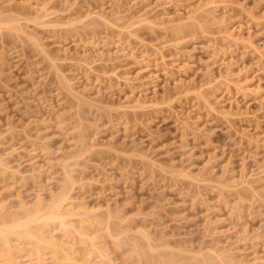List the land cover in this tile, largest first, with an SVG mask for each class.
<instances>
[{
  "label": "rangeland",
  "instance_id": "rangeland-1",
  "mask_svg": "<svg viewBox=\"0 0 264 264\" xmlns=\"http://www.w3.org/2000/svg\"><path fill=\"white\" fill-rule=\"evenodd\" d=\"M47 1L0 0V17L8 18L4 20L6 24L0 22V56L5 57L4 67L0 65V80L10 87L0 81V158L3 161L0 205L7 207L6 213L19 218H25V212L34 213L40 208L44 213L66 190L71 202L67 206L72 213L69 220L78 230L99 237L98 242L108 248L114 264H250L254 258L263 259L264 173L255 177L251 190L241 187L237 191L240 186L236 182L241 179V169L249 177L264 167V0H217L224 2L219 7L209 4L198 12L195 10L200 3L205 5L214 0ZM44 5L49 9L46 13ZM47 13H50L48 17L43 16ZM95 13L102 18L91 16L88 21L80 22L86 15ZM223 33L239 37V45L228 46L230 43ZM79 36L86 42L96 40L99 46L85 53L74 45V41H80ZM35 39L40 44L32 42ZM39 45L53 53L69 78H75L76 71L68 61L71 56L77 61L86 54L88 61H98L88 81L84 80L85 72H80L75 88L91 99L88 101L97 100L96 106H101V111L91 110L85 104L77 106L78 102L67 94L64 82L56 74L57 69L39 55ZM66 48L68 55L63 52ZM103 50L106 56L100 58ZM12 51L28 59L12 60L9 57ZM228 71L232 82L229 89L226 86L229 82L223 78ZM29 74L33 79H26ZM137 77L140 79L135 81ZM208 80L215 81L213 88L217 91L200 90ZM33 91L38 94L34 96ZM214 91L213 97L209 94L211 105L219 100L222 104L214 105H218L217 110L242 114L239 115L242 119L233 114L238 119L233 117V121L232 118L228 121L227 118V122L221 114L210 111V105L202 98ZM139 95L149 109L142 107L118 113L116 107L126 104L127 98L134 100L130 105H135ZM99 96L102 97L98 101ZM42 99L47 105L41 103ZM148 103L154 108L147 107ZM50 104L52 110L48 108ZM181 105L185 107L182 118L191 111V121L199 118L198 129L202 132L194 136L182 133L172 114L180 111ZM109 108L116 112L112 113V109L107 112ZM96 128L100 131L97 140L93 139L98 135ZM240 133H246L248 140L258 139L259 144L255 140V144L246 138L241 140ZM82 141L84 146L78 144ZM91 143L96 144L93 150ZM110 143L121 154L153 153L152 159H157L159 167L155 169L148 162L144 165L142 160L129 158L130 154L127 159L115 150H112L115 153L109 152L106 146ZM66 156L76 159L68 157L71 158L68 160ZM65 160L71 163L68 170L72 169V188L64 184L67 181L61 163ZM5 164L6 171L2 169ZM161 166L164 172L158 169ZM256 193L258 196L253 195ZM82 207L100 209L97 224L81 227L80 217L74 216L73 210ZM108 211L113 217H119L109 221L111 233L106 224ZM120 220L130 225L131 237L126 238L128 242H137L138 248L133 250L126 238L114 242L124 229ZM34 222L9 228L10 232L4 234L0 232V252L9 242L13 250L17 247L19 251L25 249L21 250L25 252L23 255L30 254L26 231L35 234L41 231L46 239L53 237L78 261L88 260V242L82 236L76 232L64 233L65 229L54 219L47 224ZM206 224L214 229L206 231ZM139 229L147 231L154 241L168 242L180 251L151 252L140 240L141 236L134 233ZM210 248L218 257L206 254ZM19 251L17 254L23 256ZM201 251L205 258H195ZM50 253L45 251L46 263L55 264ZM20 256L19 262L27 264ZM56 256L58 262L65 264L62 253Z\"/></svg>",
  "mask_w": 264,
  "mask_h": 264
},
{
  "label": "bare ground",
  "instance_id": "bare-ground-1",
  "mask_svg": "<svg viewBox=\"0 0 264 264\" xmlns=\"http://www.w3.org/2000/svg\"><path fill=\"white\" fill-rule=\"evenodd\" d=\"M48 3H49V0L47 1ZM52 2V1H51ZM50 2V3H51ZM134 2V1H133ZM138 2H140V1H138ZM144 2V1H143ZM146 2H148V1H146ZM224 1H217V0H214V1H211V3L209 2V3H206L205 5L204 4H202V3H200V6H198V7H196V10L195 9H193V10H195V12L197 11H199V10H204V7H207V6H209V4H212V6L213 5H215V4H219V3H223ZM135 3H137L136 1H135ZM145 3V2H144ZM44 4V3H43ZM42 5V4H41ZM45 5L47 6L48 4L47 3H45ZM45 5L44 6H42V7H44L45 8V10L41 7V8H39L40 9V11L39 12H41L42 10L41 9H43L44 11H45V13H46V10L48 11L49 9H47L46 7H45ZM146 5H148V4H146ZM145 5V6H146ZM220 5V4H219ZM219 5L217 6V7H219ZM225 5H227V4H225ZM155 6V5H154ZM146 7H149V5L148 6H146ZM151 7V6H150ZM149 7V8H150ZM155 9H158V6H157V8L156 7H154ZM209 8V7H208ZM152 9V8H151ZM155 9H152V10H155ZM37 10V9H36ZM215 10V9H214ZM191 11V10H190ZM43 12V11H42ZM153 12V11H152ZM191 12H193L194 13V11H191ZM51 13V12H50ZM50 13H47V16L46 15H43V16H45V17H48L49 15H50ZM190 13V12H189ZM188 13V14H189ZM43 14V13H42ZM196 14V13H195ZM194 15V14H193ZM192 15V16H193ZM198 15V14H197ZM200 15V14H199ZM87 17H85L83 20H80V22L81 23H83L82 21H84L85 22V20L86 21H88L87 19H89L91 16H93V17H96V18H102V16L101 15H99V14H88V15H86ZM189 16V15H188ZM191 16H189V18H190ZM188 18V19H189ZM188 19H186V20H188ZM195 19V18H194ZM4 20H8V18H1L0 17V22H3V24H6V23H4V22H6V21H4ZM13 22H15V21H13ZM12 23V22H11ZM79 23V22H78ZM9 24V23H8ZM73 25H75V24H73ZM84 25V24H83ZM75 27H77V26H75ZM26 34V33H25ZM26 36V35H25ZM223 36H224V39L226 40V42H228V43H230L228 46H231V44H233L234 46L235 45H239L238 44V42L240 41V40H238L239 39V37H238V39L235 37V36H233V33H223ZM222 36V37H223ZM240 36V35H239ZM28 37V36H27ZM74 37V36H73ZM76 37H78V36H76ZM81 36H79V38H80ZM79 38H77V39H79ZM27 39H29V37L27 38ZM36 40V39H35ZM35 40H32V42H34V43H38V40H36V42H35ZM214 41V40H213ZM242 41V40H241ZM40 42V41H39ZM38 44H40V43H38ZM37 44V45H38ZM74 45L77 47V49H79V48H82L83 50H84V52L86 53V51L88 50V49H90V48H96V47H98L99 46V43H97V41L95 40V41H92L91 40V42H86V41H84V40H82L81 38H80V41H74ZM107 45V44H106ZM39 46H41V49H38L37 51L39 52V50H40V52L39 53H41V54H39V55H43L42 57H43V59L45 58V60H47V62L49 61L50 62V65L52 66V68H55V69H57L56 71H57V75L60 77V79L64 82V84H65V86H66V92H68L67 94H69V95H71L73 98V100H75L76 102H78V105L77 106H80V105H82V104H85V105H89L90 107H91V110H92V108H95L96 110L97 109H99V111H101L100 109H102V107L101 106H96V105H98V103H97V100H92V102L91 101H88V100H91V99H88V97L86 98L85 97V95H83V93H80L76 88H75V86L77 85V81H79V79L81 78V76L79 75V74H81L83 71L85 72V78H84V80H89L90 79V74L92 73V72H95V69H94V64L95 63H97L98 61H88V55H86V54H84L83 55V58H82V60H75V59H73V57L71 56V58L68 60L66 57H65V59L66 60H68L70 63H71V65L72 66H74L75 67V78H69V77H67V75L63 72V70H62V66H58V59H56L54 56H53V53H51L50 51H48L47 49H45L44 47H42V45H39ZM165 46V45H164ZM105 47V46H104ZM44 48V49H43ZM68 49H69V47H67ZM67 48L66 49H64L65 51H63L66 55H68L69 54V51L67 50ZM163 48H165V47H163ZM232 48V47H231ZM106 49V48H105ZM104 49V50H105ZM122 49H124V48H122ZM104 50L102 51V56H100V58L101 57H104L105 58V52H104ZM123 51H125V50H123ZM159 51H161V50H159ZM14 51H12V52H10V54H9V57H11L10 59H15V58H17L16 60H17V62L19 61V60H24L25 61V59H28L27 57H25L22 53H20V52H18V51H16V52H14ZM162 52V51H161ZM63 53V54H64ZM14 54H15V56H14ZM163 54V53H162ZM55 55V54H54ZM68 57H70V56H68ZM5 57L2 55V56H0V63H3V66H2V64H0L1 65V67L3 68L4 67V59ZM164 57H162V59H163ZM167 59V58H166ZM2 60H3V62H2ZM11 60V61H12ZM16 60H15V62H16ZM103 60H105V59H99V61L101 62H104ZM26 61H28V60H26ZM165 61V60H164ZM36 62V61H35ZM35 62L33 63V64H35ZM161 62L164 64V62L161 60ZM174 62V61H173ZM106 63V62H105ZM166 63V62H165ZM168 63V62H167ZM28 64H29V62H28ZM31 64V63H30ZM100 64V63H99ZM222 64H225L223 61H222ZM49 65V64H48ZM49 65V66H50ZM28 66H30V65H28ZM36 66H37V63H36ZM169 66V65H168ZM9 67V66H8ZM59 67V68H58ZM174 68V65L172 66H169V68L171 69V68ZM12 68V67H11ZM11 68L9 67L8 69L9 70H11ZM31 68V67H30ZM33 68V67H32ZM166 69H168V68H164V71H167ZM32 70V73H36V72H33V69H31ZM30 71V70H29ZM38 71H40V69L38 70ZM52 71H54V70H52ZM168 71H169V69H168ZM173 71V70H172ZM11 72V71H10ZM81 72V73H80ZM169 72H171V70L169 71ZM29 73H31V72H29ZM55 74V75H56ZM103 74H107V73H103ZM166 74H168V76L169 75H173V74H169V73H166ZM36 75V74H35ZM35 75H33V76H35ZM108 75V74H107ZM29 77H30V74H29ZM26 78V79H33L32 77H30V78ZM226 77V78H225ZM228 77H231V73L228 71L227 72V74H225V76L223 77V78H225V80L227 81V82H229V83H227V88L229 89L230 88V86L231 85H229L230 84V80H229V78ZM239 77V76H238ZM40 78H42L43 79V77H40ZM45 78H47L46 77V75H45ZM210 78H214V77H210ZM209 78V79H210ZM41 79V80H42ZM126 79V78H125ZM132 79V78H131ZM135 79V81H138L139 79H140V77L138 78H134ZM133 79V80H134ZM171 79V78H170ZM214 79H216V78H214ZM237 79H239V78H237ZM43 80H45V79H43ZM127 80L128 81H132V80H129V78H127ZM127 80H125V81H127ZM217 80V79H216ZM1 81V80H0ZM31 81V80H30ZM180 81H182V80H180ZM208 81H210V82H208ZM208 81H206V82H208L207 84H203V86L201 85V87H199L200 88V90L201 91H203V89L205 88V89H210V90H212V89H216V88H213V83L215 82H212L211 80H208ZM221 81V80H220ZM224 81V80H223ZM225 81V82H226ZM2 82V84H3V82L4 81H1ZM31 82H34V80H32ZM38 82V81H37ZM41 81H39V83H40ZM44 82V81H43ZM62 82V83H63ZM179 82V81H178ZM178 82H176V83H178ZM217 82H219V79H218V81H216L214 84H216ZM6 82H4V84H5ZM38 83V84H39ZM183 83V82H182ZM182 83H179V84H181L180 86H182ZM221 83V82H220ZM232 83V82H231ZM34 84H35V82H34ZM33 84V85H34ZM134 84V83H133ZM178 84V85H179ZM224 84H226V83H224ZM132 85V84H131ZM178 85H176V86H178ZM192 85H194V84H192ZM233 85V84H232ZM5 86H7V87H9V84L7 83V85L5 84ZM5 86H3V87H5ZM35 86V88H39V86H37V85H34ZM141 86V85H140ZM215 86V85H214ZM233 86H237L236 84L235 85H233ZM41 87V86H40ZM239 88H240V86H238ZM10 88V87H9ZM12 88V87H11ZM37 88V89H38ZM87 88V87H86ZM178 88V87H177ZM182 88V87H181ZM186 88V87H185ZM243 88V87H242ZM5 89V88H4ZM14 89H16V88H14ZM37 89H35L34 91H36ZM238 89V88H237ZM10 90V89H9ZM8 90V91H9ZM20 90V89H19ZM33 90V89H32ZM134 90V89H133ZM242 90V89H241ZM240 90V91H241ZM16 91H18L17 89H16ZM33 91V92H34ZM38 91V90H37ZM144 90H142V92H143ZM215 91H217V90H215ZM215 91H214V93H210V92H207L208 94H206L203 98H202V96H201V98H202V100H204L205 102H206V105H210L209 107H208V109L210 110V111H212L213 113L214 112H216L219 116H220V114L222 115L221 117H223V118H225V120L227 121V118H229L228 119V121L229 120H231V118H232V120L231 121H233V117L235 116V115H233V114H236V113H230V111H228L227 113H226V111L223 113L222 111H220L219 109V111L217 110V106H214V105H216L215 103H219L220 101L219 100H216V102L214 103V102H212V103H214V105L212 106L211 105V100H212V98L211 97H209V94L211 95H213V94H215ZM240 91H238V92H240ZM12 92H13V90H12ZM32 92V93H33ZM134 92V91H133ZM212 92V91H211ZM11 93V92H10ZM9 93V94H10ZM16 93V92H15ZM21 94H22V92H20ZM31 93V95H34V96H36L37 94H38V92H34V94H32ZM11 95V94H10ZM13 95H14V93H13ZM12 95V96H13ZM58 95H60V94H58ZM141 95H143V94H141ZM145 95V94H144ZM211 95V96H212ZM17 96H19V94L17 95ZM207 96V97H206ZM214 96V95H213ZM212 96V97H213ZM23 97V96H22ZM98 97V96H97ZM100 97H102V96H99V99H98V101L100 100ZM129 97H131V96H129ZM132 97H133V95H132ZM131 97V98H132ZM142 97V96H141ZM42 98H45V97H42ZM97 99V98H96ZM214 99H216V98H214ZM37 100V99H36ZM44 100L45 99H42V101L41 100H39V102L41 101V103L42 102H44ZM128 100V101H127ZM131 100L132 101H134L133 99H126L125 100V102H127L126 104H121L120 106H119V110L117 109V107H116V110L117 111H119L118 113H120V111H123V112H128L129 110H132V111H137V110H141V108L143 107V109H149V108H146V104H147V102H145V100L143 99L142 100V102L140 101L141 100V98H140V95H139V98H138V100L136 99V101H135V105L133 104V105H130V102H131ZM35 101V100H34ZM38 101V100H37ZM46 101H49V100H46ZM94 101H95V105L93 104L94 103ZM215 101V100H214ZM217 101H219V102H217ZM92 104H91V103ZM143 102H144V104H143ZM204 102V103H205ZM146 103V104H145ZM151 103V102H150ZM38 104V103H37ZM43 104V103H42ZM99 104H100V102H99ZM152 104H154V102L152 103ZM150 105L149 103H148V106L147 107H153V105ZM219 104H222V103H219ZM41 105V104H40ZM43 105H47V104H43ZM50 106V107H49ZM48 106V108H50L51 110H52V106H51V104ZM88 106V107H89ZM94 106H96V107H94ZM118 106V105H117ZM154 106H157L156 104H154ZM81 107V106H80ZM89 107V108H90ZM101 107V108H100ZM151 107V108H152ZM170 107V106H169ZM181 107V110L180 111H177V110H175V111H172L173 113V115H174V117H175V120L174 121H176V122H179V124L178 125H180V127L179 128H181L183 131H182V133H187V135H189V133H191L192 135L193 134H199L198 132H202L201 130H199L198 129V122H199V118H197V120H195V121H191V111L190 112H188V114L185 116V118H182V114H181V112H183V110H184V105H181L180 106ZM154 108V107H153ZM170 108H172V107H170ZM220 108V107H219ZM110 109H114V108H109V110ZM112 110H110V111H107V112H112ZM174 110V109H173ZM222 110V109H221ZM55 111V110H54ZM98 111V110H97ZM98 111V112H99ZM114 112H112V113H115L116 111L115 110H113ZM169 111V110H168ZM209 111V112H210ZM211 112V113H212ZM232 112V111H231ZM111 114V113H110ZM109 113H108V115H110ZM215 114V113H214ZM216 114V115H217ZM240 114H236V116L237 117H239V119H242V118H240V116L242 115H240ZM59 116V115H58ZM108 117V116H107ZM110 117V116H109ZM173 117V116H172ZM237 117H234V118H237ZM59 119H61V121L63 120L62 118H61V116H59L58 117ZM111 118V117H110ZM58 119V120H59ZM238 119V118H237ZM109 120H111V119H109ZM60 121V120H59ZM99 121V120H98ZM227 121V122H228ZM59 122H57V124H58ZM62 123V122H61ZM61 123H59V124H61ZM229 123H232V122H229ZM63 124H64V122H63ZM63 124H62V126H61V129H64L63 128ZM96 126H98V125H96ZM60 127V126H59ZM100 128V127H99ZM98 128V129H99ZM97 129V128H96ZM95 129V130H96ZM98 129L96 130L97 132H96V134H98L97 136H95L93 139H96L97 140V137H99V132H98ZM144 129V128H143ZM9 130H10V128H9ZM12 131V130H11ZM11 131H8L10 134H12L11 133ZM237 132V131H236ZM201 134V133H200ZM185 135V134H184ZM187 135H185V136H187ZM184 136V137H185ZM194 136V135H193ZM240 137L239 138H241V140H243V139H247V135H246V133H240V135H239ZM185 139V138H184ZM257 139V138H256ZM85 140V139H84ZM186 140V139H185ZM248 140V139H247ZM255 140V139H254ZM254 140H252V138L250 137L249 138V140L248 141H250L249 143H251V141H252V143H254L253 141ZM77 141H79V140H77ZM93 141V140H92ZM93 142H95V140L93 141ZM113 142V141H112ZM259 141H258V139L257 140H255V143H258ZM77 143V142H76ZM79 143H82V146H84V144H83V141L82 142H78V144ZM98 143V142H97ZM114 143V142H113ZM251 143V144H252ZM254 143V144H255ZM77 144V145H78ZM112 143H110V145H111ZM141 144H143V143H141ZM259 144V143H258ZM80 145V144H79ZM108 145V146H106V147H109V148H107V151H109V152H114V151H112V150H115L114 148H116V147H113L112 148V146H114V145ZM14 146V145H13ZM82 146H81V148H82ZM91 146H92V148H91ZM91 146L89 147V148H91V150H93V148L94 147H96V144H93L92 145V143H91ZM78 147H80V146H78ZM137 147V146H136ZM13 148V147H12ZM16 148V147H15ZM17 149V148H16ZM16 149H13V150H15L16 151ZM45 149V148H44ZM80 149V148H79ZM83 149V148H82ZM87 149H88V147H87ZM87 149H85L84 151L88 154L89 152H87ZM121 149V148H120ZM12 150V151H13ZM18 150V149H17ZM32 150H34V149H32ZM31 150V151H32ZM91 150H89L90 152H92ZM111 150V151H110ZM117 150H119V149H117ZM117 150H115V151H117ZM133 150H135V152H137L136 150H138L137 148H133ZM15 151H13V152H15ZM19 151V150H18ZM45 151H46V149H45ZM121 151V150H120ZM120 151L118 152L117 151V155H119V153H120ZM132 151V150H131ZM49 151H47L46 153H48ZM77 152V151H76ZM81 152H82V150H81ZM85 152H82V154L83 153H85ZM94 152V151H93ZM124 152V151H123ZM17 153V152H16ZM69 153V152H68ZM115 153V152H114ZM127 153V152H126ZM134 153V152H133ZM132 153V154H133ZM130 153L128 152V155H129ZM132 154H130L129 156L128 155H126L125 153H120V155L121 156H123V157H125V158H127V156L129 157V158H133V159H139L140 161L142 160V163H144V162H148V163H150L154 168L156 167L157 168V164H156V162H155V160H157V159H152L153 158V153H140V152H137V154L136 153H134V155H132ZM150 154H151V156H150ZM153 154V155H152ZM50 155V154H49ZM67 155H69V154H67ZM77 156V155H76ZM79 156H80V154H79ZM84 156V155H83ZM68 157H72V158H74V159H76L75 158V156H68ZM67 156H66V158L69 160V159H71V158H68ZM118 157H120V156H118ZM154 157H157V156H154ZM77 158H79V157H77ZM128 159V158H127ZM136 159V160H137ZM130 160H132V159H130ZM2 161V159L0 158V164L2 165L3 163V161ZM70 162V161H69ZM69 162H67V160H65V161H62V163H61V167H63L62 169H64V173H65V181H67V183H64V184H69V186H71V188L73 187L72 186V184H74L72 181V178H71V173H72V169H70V171L68 170V167L70 166V164H69ZM158 162V161H157ZM5 163V162H4ZM144 165H146V163H144ZM149 165V164H148ZM7 165L5 164V165H3V168L2 169H4V171H6V169H7V167H6ZM150 166V165H149ZM151 166V167H152ZM159 167V166H158ZM155 168V169H156ZM264 168V167H263ZM263 168H260V169H262L260 172H255L254 174H250V175H248L249 177H247L246 175V173H243V172H245L244 171V168L243 169H241L242 171H241V179L238 181V182H236V183H238L237 184V186H240V187H237V188H240V189H237L236 187H234V186H236V185H233V184H231V186H233L234 188H236V190L238 191V190H241L242 188H246L247 190H251V189H253L254 188V184H255V177L256 176H259L260 174H263L264 173V169ZM9 169V168H8ZM155 169H154V171H155ZM158 169H160V172H164V168L161 166V168H158ZM157 169V170H158ZM161 169H162V171H161ZM152 170H153V168H152ZM259 171V170H258ZM156 172V171H155ZM168 172V171H167ZM166 173V172H165ZM172 173V172H171ZM153 174V173H152ZM167 174V173H166ZM168 174H170V173H168ZM151 176H153V175H151ZM69 186H66L65 185V188L66 187H69ZM242 187V188H241ZM62 188H64L63 186H62ZM70 188V187H69ZM232 188V187H231ZM67 189V188H66ZM68 190V189H67ZM63 191H65V192H63L62 194H60V197L56 200V202L53 204V206L48 210V211H44V213L42 212L43 210L40 208V209H36L35 210V212L34 213H28V212H25L26 214H24V215H26V217L25 218H19V217H15V216H10V215H8V213H6L7 212V207L5 206H3V205H0V232H2L3 234L4 233H6L5 231H9L10 229L9 228H16V227H21L23 224H25L26 222L28 223L29 221H35V222H37V224H39V222H42V221H45V223L44 224H47V221L48 220H50L51 221V219H54V220H57L58 222H59V224L65 229V231H64V233H67V234H71V233H77V234H79L80 236H82L83 237V240L84 241H87L88 243V247H89V257H88V260L87 261H85V262H80V261H78L77 260V258L74 256V255H72L71 254V252L69 253V252H67L64 248H62V247H60L59 246V244H58V242H56V240L54 241L52 238L51 239H46L44 236H43V233L41 232V231H35L36 232V234L34 233V232H29V230H27L26 231V235H27V238L29 239V248H30V254H28V252H27V255H23V254H25V252H23L25 249H21V250H23V251H19V249H17V247H15L16 248V250H18L19 252H21L22 253V255L23 256H20V255H18L17 254V252L18 251H16V250H13V247L10 245V243L8 242H6L5 244H4V246H3V248L4 249H1V250H4V251H2V252H0V264H21L20 262H19V256L21 257V258H23V260L22 261H25V262H27V264H47L46 263V259H47V257L45 256L46 254H45V251L47 250V251H50L51 253V255H52V257L54 258V263L55 264H63V262H62V260H61V262L62 263H60V262H58V261H60V260H56L57 259V254H59V253H62L63 254V256H64V259H65V264H114L115 263V261L113 262V260H112V257L110 256V252H109V250H108V248H103L104 247V245H103V247H102V245H100L101 243V241L100 242H98V238L97 237H95V235L94 236H92V235H90V234H88L86 231H83V230H81V229H77L75 226H74V224H72L73 222H71L69 219V216L72 214L71 213V209L70 208H68L67 206H69L70 205V203L71 202H68V200L70 199L69 198V196H68V193L66 192V190H63ZM68 191H70V190H68ZM252 192H253V190H252ZM254 196L256 195V196H258V194L256 193V194H253ZM71 201V200H70ZM40 204V203H39ZM73 204V203H72ZM71 206H73V205H71ZM70 207V206H69ZM26 208H28V207H26ZM99 209V208H98ZM24 210V209H23ZM109 210V209H108ZM25 211H27V210H25ZM100 211V209L99 210H97V209H88V208H85V207H82V208H80V209H76V210H73V215L74 216H79L80 218H79V220H80V222H79V224L81 225V227L84 229L85 227H84V225L86 226H92V225H94V224H97L98 223V216L101 214V213H98ZM101 212V211H100ZM17 213V212H16ZM19 213V212H18ZM22 214V213H21ZM106 214V213H105ZM108 214V215H107ZM106 215L108 216V218H107V220H108V223H106L107 224V230L109 231V233H111L110 231H112L111 229V225H110V223H109V221L111 222V220H113L112 218H114V217H116V216H114L113 217V215H111V212H109L108 211V213H107ZM118 217V216H117ZM116 217V218H117ZM27 218V219H26ZM31 218H33V219H31ZM24 219H26V220H24ZM29 219V220H28ZM106 219V218H105ZM120 219H122V218H120ZM118 220H119V217H118ZM26 221V222H25ZM34 222V223H35ZM107 222V221H106ZM119 222H122L120 225H122L123 227H124V229H122L121 231H120V233H118V238L117 239H114V240H116V241H114L115 243L116 242H118V241H121L122 239H124V238H126V237H128V238H130L131 236L129 235V232H130V230H129V228H130V225L126 222V221H122V220H120ZM11 223V224H10ZM124 223H126L125 225H124ZM8 224H10V225H8ZM110 225V226H109ZM207 225V224H206ZM41 226V225H40ZM44 226V225H43ZM205 226V225H204ZM211 227L212 226H210L209 227V225H207L206 227H204V229H206V231H210L211 230ZM44 228V227H43ZM86 228H88V227H86ZM122 228V227H121ZM213 228V227H212ZM9 229V230H8ZM214 229V228H213ZM212 229V230H213ZM106 230V231H107ZM211 230V231H212ZM216 230V229H215ZM214 230V231H215ZM17 231V230H16ZM107 231V232H108ZM10 232V231H9ZM9 232H7V233H9ZM23 232H25L24 230H23ZM132 232V231H131ZM216 232V231H215ZM214 232V233H215ZM1 233V234H2ZM108 233V234H109ZM134 233L135 234H137V235H140L141 236V241L142 242H144L145 243V245H147V247H148V249L151 251V252H155V251H169L170 253H172V252H174V251H176V250H178V251H180V249H175L174 247H172V246H170L169 244H168V242H165V241H160V242H156V240L154 241L153 240V237H151L150 236V234L147 232V231H145V230H136V231H134ZM207 233V232H206ZM107 234V235H108ZM131 234V233H130ZM208 234L209 235H211L210 234V232H208ZM124 236V237H123ZM134 236V235H133ZM116 237V236H115ZM120 237H123V238H120ZM113 238V237H112ZM111 237H110V239H112ZM244 240H247V239H245L244 238ZM70 241V240H69ZM129 240H127V238H126V242H128ZM27 243V242H26ZM104 243V242H103ZM119 243V242H118ZM132 244L133 245V250L135 249V248H138V243L137 242H135V241H132V243L131 242H128L127 244ZM129 244V245H130ZM14 248V249H15ZM72 246H71V250H72ZM27 249H28V247H27ZM205 249V248H204ZM28 251V250H27ZM207 251V250H206ZM74 252V251H73ZM72 252V253H73ZM21 253H19V254H21ZM203 253V254H202ZM206 254H214V255H216L217 257H218V254H217V252L215 251V250H211V248L210 249H208V251L206 252ZM198 255V254H197ZM195 256L194 255V257L195 258H197V257H204L205 258V253L203 252V251H201V255L199 256ZM34 256V257H33ZM51 257V258H52ZM52 258V259H53ZM19 259V260H18ZM84 261V260H83ZM249 264V263H248ZM250 264H264V258L262 259V258H260V257H258V258H254V261L252 262V263H250Z\"/></svg>",
  "mask_w": 264,
  "mask_h": 264
}]
</instances>
